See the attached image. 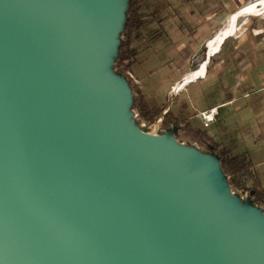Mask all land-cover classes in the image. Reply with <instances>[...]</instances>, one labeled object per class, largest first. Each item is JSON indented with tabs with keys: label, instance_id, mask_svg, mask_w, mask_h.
Segmentation results:
<instances>
[{
	"label": "water",
	"instance_id": "1",
	"mask_svg": "<svg viewBox=\"0 0 264 264\" xmlns=\"http://www.w3.org/2000/svg\"><path fill=\"white\" fill-rule=\"evenodd\" d=\"M128 2L0 0V264H264L218 153L134 123Z\"/></svg>",
	"mask_w": 264,
	"mask_h": 264
},
{
	"label": "rangeland",
	"instance_id": "2",
	"mask_svg": "<svg viewBox=\"0 0 264 264\" xmlns=\"http://www.w3.org/2000/svg\"><path fill=\"white\" fill-rule=\"evenodd\" d=\"M140 2L142 13L147 15L146 26L140 31L139 38L132 40L131 46L138 54L126 75L134 90L142 94L149 105L163 109L170 106L175 114L183 113L181 119L185 118L179 128L173 129L163 121L166 108L151 121L136 112L132 117L134 123L145 132L172 134L178 143L203 152L217 154L225 146L234 153L246 152L256 164L255 171L264 187V163H259L264 160V14L240 17L239 29L208 63L207 84H200L199 88L197 84H191L174 97L171 93L173 84L201 66L208 48L203 47L190 55L193 50L184 46L185 36L195 27L180 16V9L190 5H186L187 1ZM180 68L186 71L182 72ZM244 74L249 79L253 76L252 83L244 82ZM228 80L236 81L233 90L237 108L230 113L222 108L223 111L208 123L201 116L191 117L226 98V94L220 93H229ZM207 115L211 118L212 112ZM237 195L246 201V195L240 192ZM259 208L264 211L263 205Z\"/></svg>",
	"mask_w": 264,
	"mask_h": 264
},
{
	"label": "trees",
	"instance_id": "3",
	"mask_svg": "<svg viewBox=\"0 0 264 264\" xmlns=\"http://www.w3.org/2000/svg\"><path fill=\"white\" fill-rule=\"evenodd\" d=\"M147 15L142 13V5L140 0H129L127 19L119 47V52L115 60V68L124 74L132 68L138 50L132 47V40L139 38L140 31L146 26ZM134 91L133 110L141 117L155 119L157 115L163 113L167 107L158 108L151 106L139 92ZM183 113L178 115L174 113L172 107L163 116L165 123H172L173 129L179 128L185 117L180 118ZM189 128V127H187ZM221 161V167L226 176H228L229 184L236 193L246 195L248 200L258 206H264V187L259 174L255 171L254 163L248 157L246 152L234 153L230 147H222L218 151Z\"/></svg>",
	"mask_w": 264,
	"mask_h": 264
},
{
	"label": "crops",
	"instance_id": "4",
	"mask_svg": "<svg viewBox=\"0 0 264 264\" xmlns=\"http://www.w3.org/2000/svg\"><path fill=\"white\" fill-rule=\"evenodd\" d=\"M182 1H187L186 5H188L189 3L190 4L189 6L191 7L188 6L181 8L180 16H182L184 19L186 18L188 24L189 23L195 24V27L192 30H189L188 35L185 36L187 42L184 46L191 48L193 52H190V55L191 53L192 55H194V53L198 52L199 49L203 47L207 48V40L210 37H212L217 32V30H219L225 24L228 16L232 12L236 11L240 6L244 5L245 3L251 0H182ZM219 50L208 58L207 57L208 49H207L206 54L205 56H203L202 60L205 62L207 61L209 63L212 57L217 53H219ZM190 60L191 58L188 56V62ZM180 69H181L180 71L182 72L186 71L185 68H180ZM206 69L208 70V65ZM207 70L205 76L198 77L197 80L190 82L185 87L190 86L191 84L194 83L198 85V88L201 87L200 84L206 85L207 81L205 78L207 76ZM261 76H256V77L262 78ZM242 78L244 79V82L246 81L247 83H252L253 76H250L249 79L248 75L244 74ZM227 82H228L229 93H226L225 91L220 93V94H226L227 95L226 98L217 101L215 104L210 106V108L199 110L197 114H194L191 117L193 118H198L199 116L202 117L201 114L203 111H211V109H213L214 111V117L218 116L221 113V111H223V109H226L225 111H228L229 113L230 111H234L237 108L235 104L237 97H236V93L233 90L236 87V83H235L236 81H233V83H231V80H228ZM246 85L247 84L245 83V86ZM185 87H182L179 90V92ZM205 87L206 86H204V88ZM179 92L177 94H173L172 92L171 93L172 96L176 97L179 94ZM169 108L170 106H168L166 110L168 111ZM259 163H264V160Z\"/></svg>",
	"mask_w": 264,
	"mask_h": 264
},
{
	"label": "bare ground",
	"instance_id": "5",
	"mask_svg": "<svg viewBox=\"0 0 264 264\" xmlns=\"http://www.w3.org/2000/svg\"><path fill=\"white\" fill-rule=\"evenodd\" d=\"M239 12H241V14L240 16H237L239 15ZM250 14H264V0L249 1L229 15L228 19L226 20L225 26L217 30V32L207 40V48L210 56L215 54L222 47L223 43L228 37L236 33V31L239 29V18L242 16L245 17ZM225 36L227 37L225 38ZM222 40L223 42L221 43ZM207 65L208 62L206 63L205 61H203L198 69L187 73L182 79L177 80L171 87V92L173 94H177L182 87H185L190 82L197 80V78L200 76H205Z\"/></svg>",
	"mask_w": 264,
	"mask_h": 264
},
{
	"label": "built area",
	"instance_id": "6",
	"mask_svg": "<svg viewBox=\"0 0 264 264\" xmlns=\"http://www.w3.org/2000/svg\"><path fill=\"white\" fill-rule=\"evenodd\" d=\"M210 112H212V117L211 118L209 117V115H207ZM202 115H203L202 118H203L204 122H206V123H208V122H210V121H212L214 119V111H213V109H211V111H203Z\"/></svg>",
	"mask_w": 264,
	"mask_h": 264
},
{
	"label": "flooded vegetation",
	"instance_id": "7",
	"mask_svg": "<svg viewBox=\"0 0 264 264\" xmlns=\"http://www.w3.org/2000/svg\"><path fill=\"white\" fill-rule=\"evenodd\" d=\"M168 124L173 125L172 123H168Z\"/></svg>",
	"mask_w": 264,
	"mask_h": 264
}]
</instances>
